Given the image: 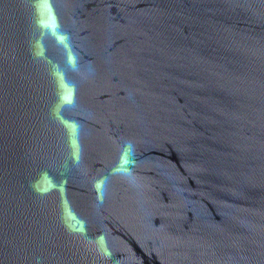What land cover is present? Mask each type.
<instances>
[{"label":"water","instance_id":"1","mask_svg":"<svg viewBox=\"0 0 264 264\" xmlns=\"http://www.w3.org/2000/svg\"><path fill=\"white\" fill-rule=\"evenodd\" d=\"M0 223L58 264H264V0H0Z\"/></svg>","mask_w":264,"mask_h":264}]
</instances>
